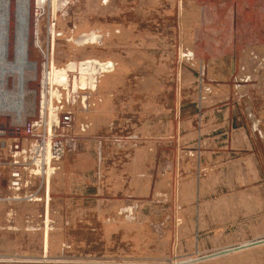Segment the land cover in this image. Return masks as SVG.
<instances>
[{
	"label": "rangeland",
	"instance_id": "374dc122",
	"mask_svg": "<svg viewBox=\"0 0 264 264\" xmlns=\"http://www.w3.org/2000/svg\"><path fill=\"white\" fill-rule=\"evenodd\" d=\"M28 22L34 70L17 91L8 39L0 129L51 72L79 148L37 200L1 189L0 257L264 264V0H30Z\"/></svg>",
	"mask_w": 264,
	"mask_h": 264
},
{
	"label": "built area",
	"instance_id": "2783aa9c",
	"mask_svg": "<svg viewBox=\"0 0 264 264\" xmlns=\"http://www.w3.org/2000/svg\"><path fill=\"white\" fill-rule=\"evenodd\" d=\"M186 57L189 55L186 54ZM54 87L47 82H42L39 90L35 92L34 108L29 107L19 119H16L15 113L11 111L4 112V118L8 123L7 128L0 129V152H5V155L0 154V165L9 169V175L5 183H0V192L1 189L7 188L13 193V197H8L7 201L37 200L42 192L43 183L47 184L49 181L48 171L52 169L54 163L65 155L77 152L79 148L78 139L73 132V111L70 106L63 108L57 106L56 101L59 97L54 94ZM30 93L33 94V91ZM24 98L25 95L23 97L25 103ZM83 108H88L85 102H83ZM32 176L41 181L33 190L31 189L32 180H30ZM12 262L14 261L0 257V264ZM19 264L120 263L66 251L56 257L45 253L36 259L24 260Z\"/></svg>",
	"mask_w": 264,
	"mask_h": 264
},
{
	"label": "bare ground",
	"instance_id": "6f19581e",
	"mask_svg": "<svg viewBox=\"0 0 264 264\" xmlns=\"http://www.w3.org/2000/svg\"><path fill=\"white\" fill-rule=\"evenodd\" d=\"M29 9H30V0H0V60H2L5 66H7V64L5 63L6 61L5 58H6L7 41L9 39L12 41L16 53V57H15L16 60L15 63L12 64V66L21 67L24 72L23 74L24 76L19 77L20 81L18 82L17 91L21 90L27 81L26 71L34 70V66H35V64L29 63L27 60L29 48L31 45V41L29 37V27H28ZM93 37H94L93 35L90 36L91 41L93 40ZM92 65H94L93 67L95 71H97V73L99 74L100 71L102 70V66L100 65V63L94 62L93 64L92 62ZM31 78H33V73ZM45 80H46L45 82L50 83V80H52L51 72L45 75ZM73 92H75V90ZM23 107L24 109L21 112V116L25 111V103H23ZM13 113H15L17 117L16 119L20 118V116L18 117V114L16 112Z\"/></svg>",
	"mask_w": 264,
	"mask_h": 264
},
{
	"label": "crops",
	"instance_id": "0c3cea01",
	"mask_svg": "<svg viewBox=\"0 0 264 264\" xmlns=\"http://www.w3.org/2000/svg\"><path fill=\"white\" fill-rule=\"evenodd\" d=\"M100 65L102 66V70L100 71L99 75H101L102 73H107L110 72L111 69H113V64L112 63H100ZM88 100V99H87ZM86 100V102H87ZM85 102V100H84ZM85 256L88 257H97V258H103V259H107V260H111V261H115L118 262L119 260H121V255L119 256V254H100V255H94V254H86Z\"/></svg>",
	"mask_w": 264,
	"mask_h": 264
}]
</instances>
